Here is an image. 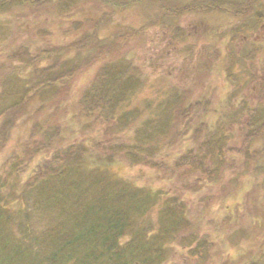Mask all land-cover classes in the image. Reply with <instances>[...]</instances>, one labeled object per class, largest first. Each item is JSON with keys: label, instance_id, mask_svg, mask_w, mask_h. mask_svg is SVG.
Wrapping results in <instances>:
<instances>
[{"label": "rangeland", "instance_id": "rangeland-1", "mask_svg": "<svg viewBox=\"0 0 264 264\" xmlns=\"http://www.w3.org/2000/svg\"><path fill=\"white\" fill-rule=\"evenodd\" d=\"M86 33L113 53L86 61L95 49L68 50L66 67L82 65L68 94L51 103L33 95L32 66L19 52L40 57ZM128 62L141 81L117 113H83L98 68ZM260 117L264 0H11L0 11V191L15 212L0 224V264H45L51 252L53 264H71L67 249L58 251L69 231L80 260L75 249L97 240L81 231L102 209L131 214L133 247H152L151 257L164 232L162 260L151 262L264 264V129L245 137ZM209 139L213 161L199 169L188 157ZM171 202L183 211L173 210L178 224ZM37 234L39 249L28 254Z\"/></svg>", "mask_w": 264, "mask_h": 264}, {"label": "trees", "instance_id": "trees-1", "mask_svg": "<svg viewBox=\"0 0 264 264\" xmlns=\"http://www.w3.org/2000/svg\"><path fill=\"white\" fill-rule=\"evenodd\" d=\"M11 0H1L0 1V11L4 10L5 6L9 4ZM187 10H191L188 8ZM96 33L89 34L87 33L83 35L78 41L72 42L68 45V47H52V48H44L40 51L39 55L32 56L24 51L23 53L19 52L20 59L24 60V63L28 66H32L30 69V80L28 84H30V88L34 89L35 96L40 94V99H44L47 103H51L54 99L57 98L59 94L65 96L68 94L66 91L70 87V78L69 76L80 72L82 70L81 63L78 67L72 66L69 64L66 67V64L62 61L61 54L66 53L68 50L75 48L81 49L85 48L88 49H95L93 51L95 55L87 54L86 57L83 59L88 61L90 59L100 57L101 54L107 53L110 55L114 51L115 46L110 45H98L96 40ZM99 42V41H98ZM54 48V49H53ZM16 56V55H14ZM103 57V56H102ZM86 58V59H85ZM65 64V68H64ZM117 67V68H116ZM138 68L136 65L128 62L124 65H104L102 64L97 72L94 75V78L90 84V86L85 90L82 97L80 98V106L81 111L85 114H92L93 111L98 109H106L107 115H113L117 113L118 106L125 100L127 94L133 91V88L138 85L141 81L139 77V73L137 72ZM30 89V91H32ZM28 90V89H27ZM22 99V97H21ZM21 99L19 98L18 103H22ZM43 100V101H44ZM8 107V105L6 106ZM105 111V110H104ZM255 110L250 112V120L251 122H255ZM136 116V119L140 117V115H133ZM261 118V117H260ZM164 120H160L157 124L156 128L162 129L164 126ZM146 123L143 127L147 126ZM141 130H140V129ZM137 129V134L140 137H145L144 130L139 127ZM264 129V117H262L258 123L256 129L246 130V139H253L256 133H259L260 130ZM46 131V129H45ZM46 135V132H45ZM213 141L209 139V141L204 142L202 145L203 147L206 146L205 150H200L199 152L195 153L194 156L190 155L188 160L191 164L199 167V169H208L211 164L210 152L211 145ZM222 141H218L217 145L222 151L221 144ZM51 144V143H50ZM186 161L187 157H183ZM70 165V164H69ZM57 173L62 174L63 169H57ZM210 171V170H209ZM208 171V172H209ZM3 185H0V189ZM123 193V192H122ZM136 198H141V196L137 195V191L131 192ZM139 196V197H138ZM170 204V214L174 213L175 223L178 224L182 220L173 210L178 211L182 217L183 211L179 205L173 207V203ZM18 207V206H17ZM21 208V207H18ZM180 208V209H179ZM172 210V211H171ZM19 211V210H18ZM14 207L10 206L9 202L7 201V197L1 194L0 191V224L2 222L9 223V220H12L14 217ZM102 217L90 224L89 229L85 231H81V235L83 238H90L93 235L97 240H95V244L91 249H81L76 248L75 253L79 254L78 257L80 260H76L75 258L72 260V249L74 246H69L70 244H75L77 241L74 240L75 233H65L61 235L59 238V245L58 251H62V249L66 248V252L68 253V261H72L71 264H159L162 260V254H164L165 243L159 244L161 242V237L163 235V231L161 233H156V237L153 240L154 247L156 248L155 256L151 257L153 254L152 247L151 248H143L145 246L144 243L138 245V249L133 247V233L130 230L128 231L127 227V220L129 217H132L131 214H126L123 211L115 210V209H102L101 211ZM27 228H25L26 230ZM28 234L30 231L26 230ZM20 237L21 228L20 230H15ZM30 235V234H29ZM160 235V237H159ZM129 237L128 239L126 237ZM141 237L144 235L141 234ZM19 241L18 237H16ZM157 239L159 242H157ZM30 246H26L25 249L29 250L28 254H36V250L39 249L40 243V234L35 235L34 241L27 242ZM29 248V249H28ZM70 253V254H69ZM1 254V250H0ZM56 252H51L49 256L45 258V264H53L55 259ZM145 255V256H144ZM28 256V255H27ZM32 256V255H31ZM161 258L159 261L151 260L153 258ZM129 259V260H128ZM79 261V262H75ZM60 264H70L69 262L60 263Z\"/></svg>", "mask_w": 264, "mask_h": 264}]
</instances>
